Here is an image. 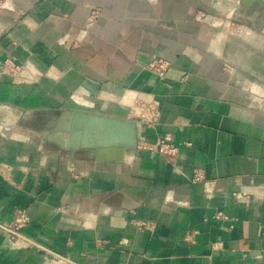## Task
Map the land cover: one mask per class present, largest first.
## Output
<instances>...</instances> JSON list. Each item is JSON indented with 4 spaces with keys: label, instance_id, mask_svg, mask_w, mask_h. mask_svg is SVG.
<instances>
[{
    "label": "crops",
    "instance_id": "obj_1",
    "mask_svg": "<svg viewBox=\"0 0 264 264\" xmlns=\"http://www.w3.org/2000/svg\"><path fill=\"white\" fill-rule=\"evenodd\" d=\"M19 214L0 264H264V4L0 0V224Z\"/></svg>",
    "mask_w": 264,
    "mask_h": 264
},
{
    "label": "built area",
    "instance_id": "obj_2",
    "mask_svg": "<svg viewBox=\"0 0 264 264\" xmlns=\"http://www.w3.org/2000/svg\"><path fill=\"white\" fill-rule=\"evenodd\" d=\"M168 63L163 60H157L149 64L147 69L154 72L158 78H163L165 72L168 69ZM137 117L139 120L144 122L146 125L151 126L157 120V109L152 103H137ZM158 151L163 156H172L175 154L176 149L168 145L167 140L163 139L157 143ZM204 178L201 174L195 173L191 178L192 184H197L203 182ZM216 217H222L221 213H217ZM27 222V218L23 214H19L12 225H1L0 228L9 233L12 238H17L19 236V229L24 226Z\"/></svg>",
    "mask_w": 264,
    "mask_h": 264
},
{
    "label": "water",
    "instance_id": "obj_3",
    "mask_svg": "<svg viewBox=\"0 0 264 264\" xmlns=\"http://www.w3.org/2000/svg\"><path fill=\"white\" fill-rule=\"evenodd\" d=\"M250 1V0H249ZM264 4V0H259ZM87 124L91 127L92 124L98 123L102 125V127L107 128L109 127V132L103 134L102 137L104 139H108L107 143L109 145H119L126 151H130L131 149H134L136 147V130L137 127L135 123L130 121H116V120H96L94 118H88ZM94 121V122H92ZM86 128V127H85ZM87 130V129H86ZM111 130V131H110ZM62 132H67L69 134V137H74L75 135H78L79 126L75 123V120H70L67 126H64L60 129ZM88 141L83 142V146H87Z\"/></svg>",
    "mask_w": 264,
    "mask_h": 264
}]
</instances>
